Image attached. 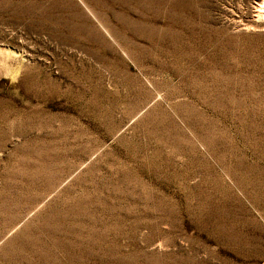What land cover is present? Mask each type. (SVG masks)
I'll return each mask as SVG.
<instances>
[{
	"label": "rangeland",
	"instance_id": "1",
	"mask_svg": "<svg viewBox=\"0 0 264 264\" xmlns=\"http://www.w3.org/2000/svg\"><path fill=\"white\" fill-rule=\"evenodd\" d=\"M0 264H264V0H0Z\"/></svg>",
	"mask_w": 264,
	"mask_h": 264
}]
</instances>
